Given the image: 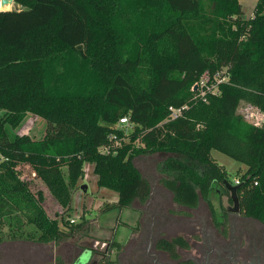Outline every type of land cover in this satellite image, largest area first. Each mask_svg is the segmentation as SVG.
Wrapping results in <instances>:
<instances>
[{
    "label": "trees",
    "instance_id": "1",
    "mask_svg": "<svg viewBox=\"0 0 264 264\" xmlns=\"http://www.w3.org/2000/svg\"><path fill=\"white\" fill-rule=\"evenodd\" d=\"M14 2L20 7L0 10V242L59 243L89 232L86 219L51 218L21 164L69 211L92 163L97 186L118 194L111 208L122 209L151 197L135 164L146 152L171 154L158 164L162 184L188 208L201 198L213 208L230 180L213 150L243 163L241 210L264 223V122L238 112L241 101L264 112V0L252 17L240 0ZM205 72L227 79L203 98L192 86ZM171 106L182 110L176 118ZM28 112L46 121L41 138L12 131ZM124 116L128 133L114 127ZM112 133L120 145H112ZM7 217L16 227L4 235ZM24 223L35 230L25 232ZM172 244L187 242L159 243Z\"/></svg>",
    "mask_w": 264,
    "mask_h": 264
},
{
    "label": "rangeland",
    "instance_id": "2",
    "mask_svg": "<svg viewBox=\"0 0 264 264\" xmlns=\"http://www.w3.org/2000/svg\"><path fill=\"white\" fill-rule=\"evenodd\" d=\"M240 1L245 16L252 17L256 0ZM11 5L10 9L16 8L14 4ZM0 9L5 8L0 4ZM238 112L252 122L258 123L260 117L264 118V112L246 101L240 102ZM263 118L261 119L263 120ZM46 127L47 124L43 118L35 113L28 112L20 125L13 128L12 131L17 134H26L33 138H41L46 132ZM170 155V153L164 152H146L135 158V164L142 174L151 182L152 194L150 200H152V202H169V211L175 216H180L181 214L191 213L192 211L174 203L172 194L162 184L163 174L158 171V164ZM212 155L220 165H223L228 170L231 181L239 178L238 176L242 175L246 170V166L243 163L220 151L213 150ZM18 169L22 177L29 183L32 191L42 195V205L51 218H56L61 221V218L66 219L70 217L81 222L86 219V226L89 227V232L87 235L83 236L81 240H86L88 245H92L97 251L105 250L109 244L113 243V238L124 240L126 235L132 233L138 226V219L145 208V205H142L138 201L131 207L122 209L111 208V205L118 200L117 193L98 187L95 182L94 171H90L89 166L86 165L88 174L81 180L80 186L74 192L71 209L66 211L52 196L46 185L41 181L29 164H21ZM82 184L87 185L86 191L82 189ZM163 194L166 195V201L163 199ZM213 202L216 209L219 211L220 207L217 197H213ZM222 203L225 205L228 204L226 196H223ZM200 207L202 211H206V206L203 201ZM81 216H85V218L83 219ZM150 218L151 216L147 215V219ZM250 220L253 225L259 226L257 220ZM15 221V217H7L5 219L6 223L3 228L4 235H7L8 232L15 231ZM169 228L175 233H182L181 230L191 231L188 223L184 224V226H169ZM23 229L25 232H32L35 230V228L28 223L23 224ZM198 235L199 234H197V236ZM78 236L79 233H76L75 237H70L59 243H38L35 240L12 239L9 236H5L4 240L0 242V264H41L44 261L50 264L54 261L55 256L61 255L63 257L62 252H66L69 248L73 249V243L78 241Z\"/></svg>",
    "mask_w": 264,
    "mask_h": 264
},
{
    "label": "flooded vegetation",
    "instance_id": "3",
    "mask_svg": "<svg viewBox=\"0 0 264 264\" xmlns=\"http://www.w3.org/2000/svg\"><path fill=\"white\" fill-rule=\"evenodd\" d=\"M223 188L224 191L218 190L221 195H215L219 211L213 198L214 211L201 198L197 208L185 207L192 212L180 216L169 211V202H152L150 197L142 204L145 208L138 219V226L124 240L113 238L112 246L109 244L105 250L97 251L79 235L73 249L62 252L63 257L55 256L50 264H264V223L241 210L239 196L238 205H235L224 182ZM223 196L227 197V205L222 203ZM202 201L206 206L205 212L200 207ZM147 215L151 218L147 219ZM250 219L257 220L259 226L253 225ZM186 223L189 224V232L180 229L182 233H175L169 228ZM180 236L186 240V246L172 244L167 249L159 245L163 240L172 241ZM45 262L41 264H47Z\"/></svg>",
    "mask_w": 264,
    "mask_h": 264
},
{
    "label": "built area",
    "instance_id": "4",
    "mask_svg": "<svg viewBox=\"0 0 264 264\" xmlns=\"http://www.w3.org/2000/svg\"><path fill=\"white\" fill-rule=\"evenodd\" d=\"M223 71H226V68L223 69ZM227 79L226 75H222V72H216L214 75H211L209 72H205L200 79L195 82V84L192 86V89L197 91V95L205 98V95L207 92L217 93L219 91V85L221 82L225 81ZM171 117L176 118L181 114L182 110L181 108H176L171 106ZM263 117H260L257 122H253L256 125L262 124ZM261 122V123H260ZM132 126V123L130 121L129 116H124L119 119V121L114 125V127H119L125 129V131L128 133L129 128ZM111 141L113 142L112 145H120L122 142V138H119L116 133H112L110 136ZM126 138H124L125 140ZM111 145H105L101 148V150L105 153L110 152ZM34 171V170H33ZM35 172V171H34ZM36 173V172H35ZM86 176V175H85ZM235 184L240 183V179L236 178L234 179ZM72 222L76 221L74 218H70Z\"/></svg>",
    "mask_w": 264,
    "mask_h": 264
},
{
    "label": "water",
    "instance_id": "5",
    "mask_svg": "<svg viewBox=\"0 0 264 264\" xmlns=\"http://www.w3.org/2000/svg\"><path fill=\"white\" fill-rule=\"evenodd\" d=\"M8 4H14L16 6V8L20 7V5L16 2H14V0H1V5L3 7H5ZM0 10H2V9H0ZM262 122H264V118H263ZM224 183H225L226 187L228 188V190L231 191L232 198L235 202V205H238L239 199H238V195H237V189H238L239 185H233L229 180H225ZM81 187H82V189H84L86 191V188H87L86 184H82Z\"/></svg>",
    "mask_w": 264,
    "mask_h": 264
},
{
    "label": "crops",
    "instance_id": "6",
    "mask_svg": "<svg viewBox=\"0 0 264 264\" xmlns=\"http://www.w3.org/2000/svg\"><path fill=\"white\" fill-rule=\"evenodd\" d=\"M241 2V1H240ZM256 2H257V0H256ZM256 2H255V4H256ZM86 165H88L89 166V169H90V171H94V164H92V163H86L85 164V172H86V174H88L87 173V170H86ZM97 181V176L95 175V182ZM117 198H118V194H117Z\"/></svg>",
    "mask_w": 264,
    "mask_h": 264
},
{
    "label": "bare ground",
    "instance_id": "7",
    "mask_svg": "<svg viewBox=\"0 0 264 264\" xmlns=\"http://www.w3.org/2000/svg\"><path fill=\"white\" fill-rule=\"evenodd\" d=\"M10 6H12L11 4H8V5H6L4 8L5 9H10Z\"/></svg>",
    "mask_w": 264,
    "mask_h": 264
}]
</instances>
